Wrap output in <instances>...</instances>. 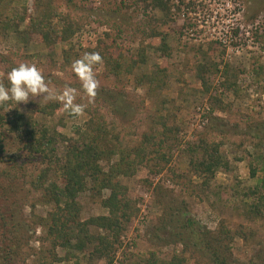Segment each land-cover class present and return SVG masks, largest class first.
Returning <instances> with one entry per match:
<instances>
[{
    "label": "rangeland",
    "instance_id": "obj_1",
    "mask_svg": "<svg viewBox=\"0 0 264 264\" xmlns=\"http://www.w3.org/2000/svg\"><path fill=\"white\" fill-rule=\"evenodd\" d=\"M22 3L16 12L29 23L35 18L34 1ZM53 3L75 24L74 36L51 49L26 35V39L0 37V56L6 59L5 64L0 61V80L8 84L6 76L13 67L21 62L35 63L51 81L50 87L61 92L67 84L78 90L77 102L88 103L71 69L74 59L96 49L109 50L114 59L128 67L132 58L146 56L145 64L120 77L111 75L104 64L97 66L101 86L80 117H68L59 101L46 102L41 97H33L27 104L11 101V108L22 112L41 102L58 104L60 109L53 117L38 114L36 121L55 127L67 138H77V130L97 114L105 117L124 149L138 146L145 135L154 136L156 142L165 141L161 153L167 154L169 163L160 173H156L155 162H149L139 166L133 176L119 179L139 202L140 213L126 228L112 264L139 263L152 253L162 258L178 254L182 245L174 243L181 231L177 217L191 219L210 231L223 219L233 227L245 226L250 235L247 241L235 240L234 264H264V220L249 222L237 211L242 202L236 197L243 189L255 187L259 179V175L251 177L250 164L258 152L255 128L264 125V0H165L166 11L151 0ZM55 25L61 30L58 19ZM68 51L71 58L65 62L63 56ZM202 67L208 70L209 93L198 78ZM227 68L233 77V88L228 91L221 87ZM155 73L156 82L151 84L146 78ZM215 94L223 98L230 111L214 110ZM201 139L221 144V155L229 163L228 169L212 177L210 201L204 199L202 179L191 164L201 158L186 152ZM42 169V162L26 157L22 145L10 135L0 155V187L7 192V207L1 212L12 217L8 223L19 247L16 264H38L40 252L49 247L43 243L45 233L37 223L54 207L46 205L28 186ZM5 180H13V184ZM109 195V190L101 195L83 194L79 199L82 219L107 215L103 202ZM5 233L0 220V242ZM57 254L60 259L72 255L71 264H108L92 256L90 250L81 253L58 248Z\"/></svg>",
    "mask_w": 264,
    "mask_h": 264
},
{
    "label": "trees",
    "instance_id": "obj_2",
    "mask_svg": "<svg viewBox=\"0 0 264 264\" xmlns=\"http://www.w3.org/2000/svg\"><path fill=\"white\" fill-rule=\"evenodd\" d=\"M28 1L30 0H0L1 38L23 36L22 38L26 39L28 36L38 45L51 49L74 36L75 24L70 22L68 16L60 13L53 5V0H33L36 7L35 18L28 23L26 18L16 12L18 5ZM151 1L155 7H161L163 11L168 8L165 0ZM57 19L59 24H62L61 30L55 29ZM70 52L64 53L65 62L70 61ZM91 52L101 54L103 64L114 77H120L126 72L131 73L136 65L146 63L144 54L132 58V64L124 67L122 60L114 59L109 50L101 52L100 49H96ZM5 60L0 56L2 63L5 64ZM214 71L216 73L217 69ZM207 72L208 70L202 67L198 78L205 86V91L209 93L211 84L206 78ZM222 77L221 87L227 91L231 90L233 77L229 68L223 72ZM156 78L157 73L146 79L155 84ZM212 101L215 102L214 110L222 113L230 111L229 106L222 102L223 98L220 95L215 94ZM12 105L11 101L0 105V155L4 154L9 136H15L16 141L22 145L25 156L31 160H39L43 165L37 179H32L28 186L43 197L41 199L46 205L54 207L46 218L41 217L37 223L45 233L43 243L49 244L48 249L44 248L40 252L38 264L62 262L71 264L72 255L60 259L57 254L58 248L81 253L90 250L92 256L112 264L115 258L113 255L121 243L126 228L140 213L139 202L132 199L128 187L119 179L133 176L139 166L142 167L149 162H155L157 166L155 168H158L156 173H160L162 166L169 163L167 154L161 153L165 141L156 142L154 136L145 135L138 146L124 149L119 136L115 135L105 122V117L97 114H93L86 125L77 130V138H67L55 127L41 125L36 121L38 114L53 117L60 109L58 104L37 103L28 112H22L17 107L11 108ZM5 110L7 112H4ZM67 115L74 118L69 113ZM215 119L221 121L219 118ZM164 128H167V125ZM255 129L258 131L256 134L259 141L256 144L258 152L250 164V173L253 179L259 175V179L255 187L243 189L236 194L237 199L242 202L239 208L237 206V209H240L237 211L244 214L251 223L264 220V125H258ZM189 149L186 152L199 155L201 158L191 164L196 176L202 179L204 199L210 201L208 196L210 181L217 172L228 169L229 163L221 155L219 143H209L201 139ZM115 157H118V160L115 161ZM5 181L13 184V180ZM4 190H6L4 187H0V220L6 231L0 242V264H16L15 257L19 247L16 248L15 235L11 233L8 223L12 217L6 214L7 212L4 214L1 212L3 207H7V192ZM105 190L110 191V195L103 202L107 215L82 219L80 197L87 192L101 195ZM32 207L35 209V204H32ZM177 219L180 221L181 231L176 235L174 243L182 245V250L171 258H162L152 253L148 258L135 264H191L192 261L196 264H234L232 246L235 240L247 241L250 235L245 226L233 227L226 219H223L214 231L202 228L186 217ZM75 264L80 263L77 261Z\"/></svg>",
    "mask_w": 264,
    "mask_h": 264
},
{
    "label": "clouds",
    "instance_id": "obj_3",
    "mask_svg": "<svg viewBox=\"0 0 264 264\" xmlns=\"http://www.w3.org/2000/svg\"><path fill=\"white\" fill-rule=\"evenodd\" d=\"M103 57L99 52H85L80 58L74 59L71 69L79 78L88 103L77 102L78 90L65 85L61 92L50 87L51 81L46 79L44 72L35 64L21 62L8 71V85L0 80V105L9 101L27 104L33 97H41L44 101H59L65 112L80 117L92 103L101 86L97 78V66L103 65Z\"/></svg>",
    "mask_w": 264,
    "mask_h": 264
}]
</instances>
